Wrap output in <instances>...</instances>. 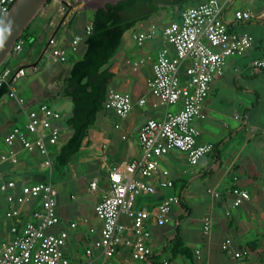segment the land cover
<instances>
[{
    "label": "crops",
    "instance_id": "0c3cea01",
    "mask_svg": "<svg viewBox=\"0 0 264 264\" xmlns=\"http://www.w3.org/2000/svg\"><path fill=\"white\" fill-rule=\"evenodd\" d=\"M107 1L116 0H70L73 10L54 36L58 45L69 51L68 59L63 63L53 60L50 50L42 55L63 15L56 12V5L50 2L37 16L38 21L31 23L23 51L9 57L6 63V66L26 70V74L16 82L17 93L25 100V104L20 105L8 93L2 97L1 148L5 147L4 137L14 126L23 127L26 124L27 110L41 102L57 103L66 108L64 112L59 109L65 115L59 124L62 129L60 142L65 133L68 134L67 141L72 132L66 123L72 112V101L64 96V79L86 51L85 30L92 25L94 11ZM235 2L226 8L224 17L233 32L243 34L239 24L235 23L239 21L228 17ZM235 9L240 8L236 6ZM171 10H165L164 14L159 11L149 20L128 30L107 64L109 71L114 74L110 87L129 92L136 104L125 119L110 109L104 108L99 112L80 152L74 156L75 162L71 160L70 168L74 176H78L77 168H82L87 172L89 186L97 178L99 188L91 192L88 186L93 200L87 210L81 202L65 201L60 205L57 197V213L61 223L55 230L70 228L66 250L70 257L77 258L100 234L103 223L96 216L94 208L109 185V169L139 157L140 129L149 118H161L164 115L165 107L149 92L147 80L161 49L167 47L174 53V48L165 40L162 32L142 46L136 43L133 35L135 31L143 30L153 23L164 27L177 20L178 16ZM75 37H81V40L77 49L73 50L72 41ZM262 57L264 47L257 45L254 40L252 48L245 53L228 56L224 74L212 82L211 92L204 101L206 118L196 119L194 125L199 131L198 141L212 143L214 149L196 164L190 163L186 154L179 150H173L161 159V167L169 170L168 176L174 184L160 188L157 195L139 196L137 205L151 209L166 197H175L177 200L168 223L158 226L147 222L152 232L150 242L153 255L148 260L133 261L132 264H159L162 253L169 250L166 246L175 237L177 226L183 240L193 250V257L187 259L178 255L175 257L176 264H264V186L257 183L260 176L264 177V68L252 65L255 59ZM36 61L39 63L33 66ZM114 82L116 86L111 85ZM228 87L231 92H228ZM142 97L146 98V102L140 105L138 100ZM40 162L38 153L21 151L19 162L16 165L6 163L2 165V170L4 175L18 179L19 183L35 182L32 171L37 168L45 170ZM162 177L158 175L146 180L159 186ZM236 186L247 189L251 198L233 207L230 190ZM209 188L221 192V197L213 199ZM71 197L74 195L71 194ZM3 203L7 208L4 195L0 193V208ZM30 212L31 209L26 218L30 217ZM209 214L214 216V224L211 234L207 235L203 232V218ZM85 218L87 222L83 221ZM2 219L0 245L10 237L5 217ZM74 221L78 225L71 228L70 223ZM91 226L96 229L93 233L89 231ZM227 237L233 241L232 250L249 246L251 254L236 259L231 252H224L221 244ZM130 259V251L122 249L113 262L124 264ZM163 263L171 264V261L169 263V259H164Z\"/></svg>",
    "mask_w": 264,
    "mask_h": 264
},
{
    "label": "built area",
    "instance_id": "2783aa9c",
    "mask_svg": "<svg viewBox=\"0 0 264 264\" xmlns=\"http://www.w3.org/2000/svg\"><path fill=\"white\" fill-rule=\"evenodd\" d=\"M64 1L71 5L70 0L51 1L61 15L67 9ZM235 1L202 0L187 6L179 19L164 27L153 23L135 31L133 36L140 46L162 32L174 48V53L167 47L161 49L147 80L149 92L159 99L165 112L161 118H149L140 129V156L109 169V185L94 208L103 223L100 234L77 258L68 256L66 252L68 229L62 227L55 230L61 220L57 213L58 191L53 183H19L18 179L3 173L2 165H16L19 153L26 151L38 153L41 156L40 166L50 170L52 175L53 153L60 144L62 131L59 121L65 115L46 102L27 110L26 124L23 127L14 126L4 137L5 147H0V193L7 203L5 221L10 234L0 245V264H114L113 259L122 249H128L131 257L124 264L145 261L153 255L152 232L147 222L158 226L168 223L177 198L166 197L151 209L139 207L137 198L157 195L160 188L174 184L168 176L169 170L160 165L163 156L179 150L186 154L190 163L196 164L214 149V144L198 141L199 131L194 121L206 118L204 101L211 92L214 79L224 74L226 58L243 54L254 44L251 35L229 30L224 12ZM14 2L0 0V21ZM234 16L238 21H260L264 20V10L255 13L250 9H236ZM91 31L92 25L87 26L86 35ZM80 40L81 37L73 39V50L77 49ZM24 46L25 41L20 37L11 56L21 54ZM47 50L55 61L63 63L68 59V49L59 46L55 37L49 41ZM252 65L264 68V57L255 59ZM25 74L24 68L3 65L0 68V86L6 84L7 93L20 105H24L25 100L18 95L16 82ZM138 102L143 105L146 98L142 97ZM135 104L129 92L110 87L104 106L125 119ZM158 175H163L159 186L146 180ZM98 188L99 180L93 179L89 190L95 192ZM208 192L213 199L221 197V192L213 188H209ZM230 193L233 207L251 198L247 189L238 186L233 187ZM30 209V217L26 218ZM213 224L212 214L203 218L204 234H211ZM77 225L76 221L70 223L71 228ZM95 230L92 226L89 228L90 233ZM232 244V239L227 237L221 249L231 252L236 259L249 256L252 252L249 246L232 250Z\"/></svg>",
    "mask_w": 264,
    "mask_h": 264
},
{
    "label": "trees",
    "instance_id": "16d2710c",
    "mask_svg": "<svg viewBox=\"0 0 264 264\" xmlns=\"http://www.w3.org/2000/svg\"><path fill=\"white\" fill-rule=\"evenodd\" d=\"M201 1L116 0L107 1L94 11L92 31L85 38L86 51L80 60L73 64L64 79V96L72 101V112L66 119L72 132L67 141L53 153V169L70 166L72 158L80 152L89 128L96 123L99 112L105 108L106 96L114 77L107 64L121 45L125 33L168 7H171L179 19L187 6ZM30 26L31 24L21 36L24 41H27L26 35ZM228 26L233 32L231 26ZM6 63L3 66H6ZM7 92L6 84L0 86V101ZM183 207L186 211L187 208L184 205ZM166 248H169L173 258L178 255L187 259L193 257V250L180 235L179 226L175 237Z\"/></svg>",
    "mask_w": 264,
    "mask_h": 264
},
{
    "label": "rangeland",
    "instance_id": "374dc122",
    "mask_svg": "<svg viewBox=\"0 0 264 264\" xmlns=\"http://www.w3.org/2000/svg\"><path fill=\"white\" fill-rule=\"evenodd\" d=\"M238 7L240 9H250L255 13H258L261 11L262 8H264V0H236L235 5L230 9L228 17L230 18H235L234 13H235V7ZM166 11H170L171 7H168L164 10H161V13L164 14ZM259 10V11H258ZM172 11V10H171ZM39 17H37L35 21H38ZM33 22V23H34ZM235 23L239 24L240 29L243 30V34H248L251 35L254 40L257 41V45H262L264 47V20H252L249 22L245 21H239ZM252 48V47H251ZM8 61V60H7ZM6 61V62H7ZM5 62V63H6ZM111 85L116 86L117 83L114 82ZM228 92H231V88H227ZM48 102V101H47ZM50 105L55 106L56 108L62 110L64 112L65 107H62L61 104L57 103H51L49 102ZM56 104V105H54ZM62 141L60 144L57 146V150L61 147L62 144L66 142V137L67 133H65ZM73 163L75 162L74 157L72 158ZM264 171V170H263ZM264 176V172L262 173ZM77 177L74 176V172L70 166L68 167H61V168H52V175L50 176V170H40V169H34L32 171V176L34 178L35 182H41V181H51L54 185V187L58 191V199H59V204L63 205L65 201H68L70 203L73 202H81L83 203V207L87 210L93 200V196L91 193L87 190L89 186V181H88V175L87 172L82 169V168H77ZM260 179L257 181L259 185L264 186V177H259ZM71 194L74 195V197H71ZM6 205L3 203V206L0 208V222H2V218L5 217V212H6ZM70 230V228H67ZM164 259H169V263L171 261V264H176L175 258L172 257V254L169 250H167L165 253H162L160 263L159 264H164L163 260Z\"/></svg>",
    "mask_w": 264,
    "mask_h": 264
},
{
    "label": "water",
    "instance_id": "95a60500",
    "mask_svg": "<svg viewBox=\"0 0 264 264\" xmlns=\"http://www.w3.org/2000/svg\"><path fill=\"white\" fill-rule=\"evenodd\" d=\"M48 1L49 0H15L0 25V28H3L4 30L3 48L0 49V68L12 55L13 47L24 31L35 20V18L46 9L49 4ZM64 3L67 6V9L62 15L60 22L50 40L55 36L67 16L73 10L72 5H69L66 1H64ZM47 49L48 46H46L42 55L47 51ZM38 63L39 61H36L33 66H37Z\"/></svg>",
    "mask_w": 264,
    "mask_h": 264
},
{
    "label": "clouds",
    "instance_id": "9594fccd",
    "mask_svg": "<svg viewBox=\"0 0 264 264\" xmlns=\"http://www.w3.org/2000/svg\"><path fill=\"white\" fill-rule=\"evenodd\" d=\"M0 24H2V21H0ZM4 43V30L3 28H0V49L3 48Z\"/></svg>",
    "mask_w": 264,
    "mask_h": 264
}]
</instances>
